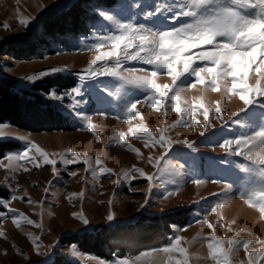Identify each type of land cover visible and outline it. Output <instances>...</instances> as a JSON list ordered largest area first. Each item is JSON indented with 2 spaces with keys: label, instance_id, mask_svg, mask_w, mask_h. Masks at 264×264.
<instances>
[{
  "label": "rangeland",
  "instance_id": "374dc122",
  "mask_svg": "<svg viewBox=\"0 0 264 264\" xmlns=\"http://www.w3.org/2000/svg\"><path fill=\"white\" fill-rule=\"evenodd\" d=\"M73 0H0V79H10L15 88L27 90L44 80L37 79L28 81L26 77L38 73L51 67H65L67 72L58 73L67 80V76L75 78V85L65 89L49 87L46 91L38 89L35 91L40 98L54 105L57 109L68 114L73 120L71 129H45L44 131H31L23 129L11 123H0V141L11 140L17 147L5 151L0 157L8 167L0 168V189L3 194L0 200L6 201L7 206L17 209L18 213H23L33 220L32 225H28L21 219V227L18 229L12 223L11 216H7L0 221L7 234V239L0 237V264H32L35 262H50L56 254H62L78 264H99L103 259L105 264H119L121 261H128L131 264L141 252L151 251L152 248L166 246L173 237L175 229H179L175 234L183 236V246L189 249L191 264H213L211 258L207 256V240L213 229L207 225L196 223L202 219L210 207L218 200L227 198L229 200L222 210L223 219L221 223L224 227L217 226L215 234L221 239L225 236L238 239L264 240V220H261L258 211L249 208L239 199V192L258 186L259 178L253 174L240 171L235 165L221 164L227 157L218 147L224 139H231L232 136L243 128L230 125L229 128H222L220 121L213 120L212 127L204 136L200 133L204 131L203 117L199 113H193L199 124L188 128L177 126L170 133L173 139L189 140L193 142L195 151L188 149L186 145L174 144L173 149L167 159L170 164H182L184 167L180 172L173 173L165 171L157 173L154 181L156 187L150 194L149 204L140 208L147 193V181L139 178V174H134L138 178L131 181H123L114 184L113 181L122 178L132 165L142 167L148 173L156 172L151 165L137 158L135 152L127 147H121L115 143L114 136L117 130L126 132L129 125L124 115V103L129 98H143L144 90L129 89L127 94H123L124 99H117L115 96L107 97L99 95L94 86L96 82L85 81L81 83L76 75L87 67L95 55V49L90 45L95 42V37L107 34L112 30L110 21L100 17L98 12L106 11L107 14L116 15L117 18L130 17L138 10L137 5L140 0H116L109 7L93 5V16L88 22L87 30L78 32L75 35H61L54 39L43 31V20L51 14L64 10ZM170 2V0H169ZM251 11V10H247ZM23 16L36 17L30 26L25 28L19 24ZM7 23L9 29H5L3 24ZM106 50V49H105ZM127 66H141V62L129 61ZM63 78V79H64ZM99 81H104L99 87L103 89L107 84L111 91H115L119 82L114 78L99 77ZM159 82H170V78L161 77ZM251 82V81H250ZM73 87H81L84 92V103L80 105V116L76 111L69 108L71 98H63L59 101L50 98V93L54 90L57 95L64 97L66 91ZM33 92V90H32ZM200 93L195 90H186L182 94V99L194 104V97ZM209 100H215V93H207ZM181 107H186L181 104ZM240 104L235 100H229L224 105L225 115H231L238 111ZM143 115V122L155 132L156 128L162 127L165 123L171 124L180 118V114L168 107L165 116L162 112H157L149 105H138ZM255 111V109L253 110ZM103 112V115L100 113ZM84 115L92 116L93 131L89 132L83 127L80 117ZM187 118V113H185ZM140 117H137V121ZM241 120L245 117L241 116ZM133 121L132 123H135ZM93 132L99 135L96 140ZM24 137L25 139H20ZM130 144L140 148L141 153L146 157L147 149L143 147V141L137 140L129 135L125 137ZM30 142H35L49 154L50 159L57 160L56 167L58 175L52 172V166L44 165L42 159L33 150L30 156L36 155L39 167L23 160H8L6 156L18 155L26 150ZM88 154L90 156H100L104 164L114 170L117 175L99 174L93 177L91 172H86L88 167L83 163V157L74 165H64L61 160V153H66L67 149ZM154 154H158L154 152ZM68 158H71L68 153ZM237 163L241 158H235ZM21 165L23 167H21ZM95 166V165H94ZM163 162L160 167H163ZM98 168L99 166H95ZM24 168L29 171L25 172ZM77 172L76 177L70 176V172ZM194 179H202L205 183L195 185ZM219 179L221 184L212 183V180ZM223 183H230L233 188L228 197L213 196V193H220ZM48 192L45 193V189ZM83 192V196L79 194ZM175 192L170 198H165L167 193ZM27 193V195H25ZM75 193L76 195H72ZM16 195L18 199L11 200L10 197ZM203 198V199H202ZM31 199L33 204L27 201ZM112 201L111 205L107 202ZM189 208V218L183 224L172 223L171 231L167 241L155 247L141 249L136 254L114 255L111 257H100L92 253L81 251L76 244H64L61 238L70 233H78L91 230L101 223L115 225L117 223L134 222L141 214H160L174 212L179 208ZM0 207V211H6ZM111 210L116 215V220L112 223L106 221V216ZM83 211L89 220L88 225L75 218L72 213ZM209 222L216 224L218 217L211 213L208 215ZM232 221L235 224L229 225ZM36 224L42 225L37 228ZM29 233L40 237L41 250L47 255H37L34 251ZM15 245V247L13 246ZM262 245L255 244L258 250ZM21 249L24 255L17 252ZM252 247V246H250ZM5 249L7 255H5ZM75 252V254H73ZM159 255L164 264H167V257L163 253H153ZM25 256L28 259H25ZM237 264L240 260H246L243 249L236 254ZM139 264H151V258H143Z\"/></svg>",
  "mask_w": 264,
  "mask_h": 264
},
{
  "label": "snow or ice",
  "instance_id": "6c2138e0",
  "mask_svg": "<svg viewBox=\"0 0 264 264\" xmlns=\"http://www.w3.org/2000/svg\"><path fill=\"white\" fill-rule=\"evenodd\" d=\"M137 7L147 10H138L132 16L124 18H117L116 15L107 14L106 11L98 12L100 17L111 22L112 30L107 31L105 35L95 37V42L90 47L95 49L97 54L86 68L76 74L81 83L96 82L94 86L99 95L106 94L107 97L124 99L122 93L126 95L129 89H141L145 92L142 99L129 97L125 101L124 115L130 126L126 132L117 130L113 139L121 147H127L135 152L138 159L151 165L156 172L148 173L144 168L134 164L122 178L114 180L113 183L120 184L122 180H135L138 177L134 174L146 179L148 195H145L143 203L140 204V208L144 209L149 204L150 194L156 187L154 181L157 173L165 171L177 173L184 167L179 163L168 162L167 157L173 145L183 144L195 151L193 142L187 139H173L168 133L177 126L191 128L199 124L200 121L193 115L199 113L204 120L202 125L204 131L200 133L201 136L214 127L213 120L220 121L222 128L235 125L237 128L245 129L234 134L231 139H224L218 144L227 157H232L220 163L235 165L240 171L259 178L258 186L239 192V199L249 208L257 210L261 220H264V0H170V2L140 0ZM35 19L36 17L23 16L19 24L27 28ZM3 27L9 29L7 23H4ZM129 61L141 62V66H127ZM67 71H69L67 66L51 67L28 75L26 79L35 81ZM99 77L114 78L119 82V86L115 91H111L107 84L101 89L99 85L104 84V81H99ZM161 77L170 78V82H159ZM189 89L200 93L194 97V104L182 99V94ZM207 93H215L217 98L209 100ZM68 97L71 98L68 107L80 116L79 107L84 103V92L81 87L71 88L70 91L65 92L64 97L57 95L54 90L50 93V98L57 101ZM232 99H235L240 107L231 115H225L224 105ZM182 103L186 107L182 108ZM142 104L149 105L165 116L168 115L166 109L171 107L180 114V118L171 124L165 123L153 132L143 122V115L138 108V105ZM100 114L103 115V112ZM241 116L245 117V120L242 121ZM137 117H140L138 121ZM80 118L83 121L82 126L92 132V116L84 115ZM133 121L136 122L132 123ZM93 135L96 140L100 139L94 132ZM129 135L143 141V147L148 151L146 157L141 153L140 148L134 147L125 139ZM20 139L25 138L20 137ZM33 150L42 159L43 164L52 166V172L58 175L57 160L50 159L49 154L35 142H30L22 153L6 156V159L23 160L39 167L37 156L29 155ZM68 153L71 158H68ZM60 155L64 165H74L82 156L86 157L83 159V163L88 166L85 171L91 172L93 177H97L98 173L115 174L118 177L120 175L105 165L98 155L93 157L86 153L81 154L71 148ZM235 158H241V162L237 163ZM162 162L164 166L160 167ZM94 165L99 166L98 171ZM3 167L8 166L0 160V168ZM24 171L27 172L29 169L24 168ZM70 176L76 177L77 172H70ZM192 183L201 185L205 181L194 179ZM212 183L221 184L222 181L216 179L212 180ZM232 188V184L223 183L220 193L211 195L228 197ZM47 192L46 188L45 193ZM79 195L83 196V192ZM173 195L175 192H169L165 198ZM10 199L16 200L18 197L12 195ZM27 202L34 203L31 199ZM228 202L227 198L218 199L210 207V211L196 221L213 229L212 234L206 238L205 259L211 258L213 264H237L235 257L242 248L247 259L240 260L238 264H264V240L228 236L221 239L215 234L217 226L224 227L221 223L222 210ZM107 203L111 205L112 201ZM0 207L7 209L0 211V221L10 215L12 223L18 229L21 227V219L28 225L34 223L23 213H18L17 209L8 207L6 201L0 200ZM211 213L218 217L215 225L209 222L208 215ZM72 215L84 225L89 224L83 211L73 212ZM115 220V213L109 210L106 221L112 223ZM232 224H235V221L231 222L229 229ZM36 227L41 228L42 225L36 224ZM178 231L179 229H175L173 237L166 246L141 252L131 264H139L146 257L151 258V264H164L162 258L159 255L153 256V253L165 254L167 264H191L189 249L182 244L185 238L175 234ZM0 237L7 239L2 226H0ZM29 238L37 255H47V252L41 250L40 237L29 233ZM257 243L262 245L258 250L254 247ZM16 250L24 255L18 247ZM5 255H7L6 249ZM25 259L27 260L28 257L25 256ZM99 264H105V261L101 259ZM119 264H129V262L121 261Z\"/></svg>",
  "mask_w": 264,
  "mask_h": 264
},
{
  "label": "trees",
  "instance_id": "16d2710c",
  "mask_svg": "<svg viewBox=\"0 0 264 264\" xmlns=\"http://www.w3.org/2000/svg\"><path fill=\"white\" fill-rule=\"evenodd\" d=\"M116 0H73L68 7L51 14L43 20V31L54 39L61 35H75L87 30L93 16V5L109 7ZM53 74L27 90L14 87L10 79H0V123L31 131L45 129H71L74 120L68 115L40 98L35 91H46L49 87L65 89L75 85V78ZM64 78V79H63ZM33 90V92H32ZM17 144L11 140L0 141V157L5 151L14 149ZM3 192L0 189V195ZM189 208H179L174 212L160 214H141L134 222L115 225L98 224L91 230L70 233L61 238L64 244H76L87 253L100 257L136 254L143 248L155 247L167 241L172 223L183 224L189 218ZM32 264H78L62 254H56L50 262Z\"/></svg>",
  "mask_w": 264,
  "mask_h": 264
}]
</instances>
